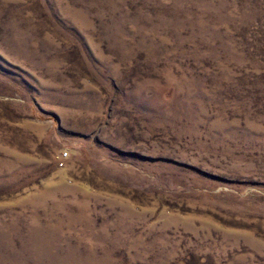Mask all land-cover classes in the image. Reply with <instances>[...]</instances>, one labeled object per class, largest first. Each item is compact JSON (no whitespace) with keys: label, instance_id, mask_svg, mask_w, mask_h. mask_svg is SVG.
Instances as JSON below:
<instances>
[{"label":"rangeland","instance_id":"obj_1","mask_svg":"<svg viewBox=\"0 0 264 264\" xmlns=\"http://www.w3.org/2000/svg\"><path fill=\"white\" fill-rule=\"evenodd\" d=\"M0 264H264V0H0Z\"/></svg>","mask_w":264,"mask_h":264},{"label":"built area","instance_id":"obj_2","mask_svg":"<svg viewBox=\"0 0 264 264\" xmlns=\"http://www.w3.org/2000/svg\"><path fill=\"white\" fill-rule=\"evenodd\" d=\"M66 155H67V153H65V156H66ZM60 163H61V165H63V164H64V162H63V161H61Z\"/></svg>","mask_w":264,"mask_h":264}]
</instances>
